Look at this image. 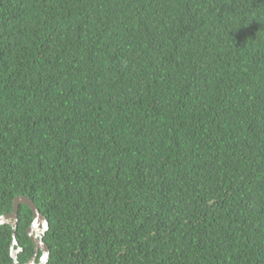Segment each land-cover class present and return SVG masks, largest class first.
<instances>
[{"label": "trees", "instance_id": "16d2710c", "mask_svg": "<svg viewBox=\"0 0 264 264\" xmlns=\"http://www.w3.org/2000/svg\"><path fill=\"white\" fill-rule=\"evenodd\" d=\"M19 195L46 264H264V0H0V215Z\"/></svg>", "mask_w": 264, "mask_h": 264}, {"label": "water", "instance_id": "95a60500", "mask_svg": "<svg viewBox=\"0 0 264 264\" xmlns=\"http://www.w3.org/2000/svg\"><path fill=\"white\" fill-rule=\"evenodd\" d=\"M20 204H25L32 212V222L29 228L27 229V234L34 244L35 252L33 257L30 259V261L25 264H46L49 257V250L46 243L43 242L42 237L45 234L46 230L48 229V222L45 219V217L40 213L34 202L30 198L24 195L16 196L13 199L12 211L10 213L0 215V225L10 224L12 227L13 241L11 243V253H10L13 259L12 264H18L17 253L20 250L19 248L14 249L15 246L17 245V241L15 239L14 233H15V226L18 220L17 218L18 207ZM34 229L39 230L41 232V236H39V239H36L34 236L31 235V232ZM39 249L42 251V254L39 258V261L36 262L37 253Z\"/></svg>", "mask_w": 264, "mask_h": 264}, {"label": "flooded vegetation", "instance_id": "af4514ba", "mask_svg": "<svg viewBox=\"0 0 264 264\" xmlns=\"http://www.w3.org/2000/svg\"><path fill=\"white\" fill-rule=\"evenodd\" d=\"M29 228V227H28ZM27 228V229H28ZM26 232H27V230H26ZM28 235V234H27ZM31 235L32 236H34L36 239H39V236H41V232L39 231V230H36V229H34L32 232H31ZM34 252H35V250H34ZM39 252H40V255H39ZM41 254H42V251L39 249L38 250V253H37V259H36V262H38L39 261V258H40V256H41ZM34 255V254H33ZM33 257V256H32Z\"/></svg>", "mask_w": 264, "mask_h": 264}]
</instances>
